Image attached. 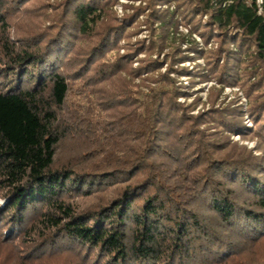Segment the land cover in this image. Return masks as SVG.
<instances>
[{
	"label": "trees",
	"instance_id": "trees-1",
	"mask_svg": "<svg viewBox=\"0 0 264 264\" xmlns=\"http://www.w3.org/2000/svg\"><path fill=\"white\" fill-rule=\"evenodd\" d=\"M119 1L0 0L5 236L85 264H243L264 244V0Z\"/></svg>",
	"mask_w": 264,
	"mask_h": 264
},
{
	"label": "rangeland",
	"instance_id": "rangeland-1",
	"mask_svg": "<svg viewBox=\"0 0 264 264\" xmlns=\"http://www.w3.org/2000/svg\"><path fill=\"white\" fill-rule=\"evenodd\" d=\"M58 0H47L48 3H55ZM141 2H133L130 0H120L118 4L114 6V11L119 18H122L126 13H130V10H125V5H134L139 6ZM143 19V18H142ZM29 22V21H28ZM182 31L187 33L186 28L182 27ZM148 32L144 31L138 38L144 39L147 37ZM196 41L203 46V42L200 37L194 35ZM137 38H134L133 41H136ZM124 44V43H122ZM124 51L122 50V53ZM145 55L142 54L139 56V59H144ZM200 64H204L202 60L199 61ZM190 62L183 64L185 67H191ZM139 66V60H136L134 67ZM165 71V68L163 69ZM180 81L186 85L190 80L188 77H182ZM136 83H139V80H136ZM213 87H219L216 82H207L202 84H197L193 89L194 95L192 98L187 100V103H192L197 96L202 100V103L197 106V108L192 112V114H197L199 111L204 108H208V96L209 92ZM147 91V90H145ZM235 92L239 93L241 97V102L244 108H247V99L244 95L239 92V89L226 88L223 94V97H226V102H230L235 97ZM180 102L184 103L185 98H181ZM246 125L252 127V122L247 117L245 121ZM231 140L234 143H238V146H244L248 150H252L255 155H259V152L256 149L257 141L242 139L239 135H232ZM65 152L68 151V148L64 149ZM5 203V200L1 198L0 194V207ZM4 223L0 224V264H85L84 259L79 257L75 253H67L65 250L56 249L54 252L52 250H45L39 252V248L36 245V242L32 241L30 238L26 237L24 234H18L12 238H7L5 236ZM5 231V232H4ZM38 235H34L33 238H37ZM260 250L255 251L254 248L244 254V257L241 258L243 264H264V244L259 248ZM65 252V253H64Z\"/></svg>",
	"mask_w": 264,
	"mask_h": 264
},
{
	"label": "built area",
	"instance_id": "built-area-1",
	"mask_svg": "<svg viewBox=\"0 0 264 264\" xmlns=\"http://www.w3.org/2000/svg\"><path fill=\"white\" fill-rule=\"evenodd\" d=\"M260 3H262L263 2V0H258Z\"/></svg>",
	"mask_w": 264,
	"mask_h": 264
}]
</instances>
